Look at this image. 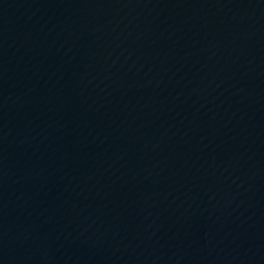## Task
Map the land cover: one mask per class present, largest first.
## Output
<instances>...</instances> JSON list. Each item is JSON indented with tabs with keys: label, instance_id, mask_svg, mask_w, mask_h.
Returning <instances> with one entry per match:
<instances>
[{
	"label": "water",
	"instance_id": "water-1",
	"mask_svg": "<svg viewBox=\"0 0 264 264\" xmlns=\"http://www.w3.org/2000/svg\"><path fill=\"white\" fill-rule=\"evenodd\" d=\"M264 209V0H0V250Z\"/></svg>",
	"mask_w": 264,
	"mask_h": 264
}]
</instances>
